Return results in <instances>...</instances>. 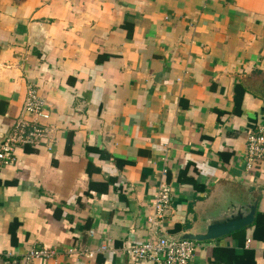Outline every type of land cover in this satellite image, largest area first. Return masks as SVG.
I'll list each match as a JSON object with an SVG mask.
<instances>
[{
    "label": "crops",
    "instance_id": "1",
    "mask_svg": "<svg viewBox=\"0 0 264 264\" xmlns=\"http://www.w3.org/2000/svg\"><path fill=\"white\" fill-rule=\"evenodd\" d=\"M30 86L54 134L0 170V264L39 247L55 258L32 264H150L126 249L253 205L193 264H264V167L243 162L264 123V0H0V137L31 118ZM160 183L173 210L151 228Z\"/></svg>",
    "mask_w": 264,
    "mask_h": 264
},
{
    "label": "built area",
    "instance_id": "2",
    "mask_svg": "<svg viewBox=\"0 0 264 264\" xmlns=\"http://www.w3.org/2000/svg\"><path fill=\"white\" fill-rule=\"evenodd\" d=\"M23 110L31 116L22 117L12 125L10 131L0 137V170L11 167L17 162L15 151L17 148L29 147L33 149L46 148L52 141L54 128L49 124L50 115L44 109V103L32 86L28 87ZM245 173L260 171L264 167V123L250 133L246 138L243 156ZM165 176L166 170L162 171ZM172 190L166 183H160L151 205V214L147 216V223L152 227H161L162 221L173 210ZM250 240H247L249 244ZM198 244L193 241H174L165 236L149 239L141 244H134L126 249L133 261H146L150 264H193L194 252ZM99 251L77 249L76 254L92 259L97 252H104L102 246ZM8 257L11 254H7ZM55 251L43 247L27 250L18 264H32L37 260H53Z\"/></svg>",
    "mask_w": 264,
    "mask_h": 264
},
{
    "label": "water",
    "instance_id": "3",
    "mask_svg": "<svg viewBox=\"0 0 264 264\" xmlns=\"http://www.w3.org/2000/svg\"><path fill=\"white\" fill-rule=\"evenodd\" d=\"M256 206L249 208L247 214L229 213L224 219L213 220L207 219L204 223H198V232H186L178 237H168L174 241H194V242H208L215 241L233 232H236L253 223Z\"/></svg>",
    "mask_w": 264,
    "mask_h": 264
},
{
    "label": "rangeland",
    "instance_id": "4",
    "mask_svg": "<svg viewBox=\"0 0 264 264\" xmlns=\"http://www.w3.org/2000/svg\"><path fill=\"white\" fill-rule=\"evenodd\" d=\"M167 184V183H166ZM169 185V184H168ZM170 186V185H169ZM158 189V188H157ZM172 212V211H171ZM171 212H169L168 214H170Z\"/></svg>",
    "mask_w": 264,
    "mask_h": 264
}]
</instances>
